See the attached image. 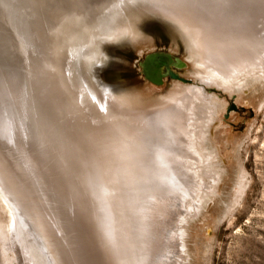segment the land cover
I'll use <instances>...</instances> for the list:
<instances>
[{
  "label": "bare ground",
  "instance_id": "6f19581e",
  "mask_svg": "<svg viewBox=\"0 0 264 264\" xmlns=\"http://www.w3.org/2000/svg\"><path fill=\"white\" fill-rule=\"evenodd\" d=\"M97 2L101 5V3H108L110 1L97 0ZM50 3L49 0L48 5L47 0H45V3L37 0H25L22 6L16 7L17 16L11 13L13 10L5 14L6 9L1 7V14L4 16V20L9 22L12 26L11 30L9 29L5 33H0V62L2 60H4L5 63L7 62L5 55H7L8 60L10 59L7 63V68L10 70V73L5 69L8 75L3 76L6 80L4 84H1L5 89L3 90L0 88V210L2 209L1 211L8 212V218L5 216L6 220L2 217V214H0V237L3 241L5 240L4 242L1 241L3 242L1 243V255L3 257H1L3 261H5V264L8 262V248H12L11 250L14 249L15 253H18V258L16 257V259L19 261V264H41V260L39 261L41 258H38L39 256L37 253L36 255L34 254L38 245H31V242H20L19 239L22 235L24 236L23 238H27L28 235L23 233V228L25 226L19 208L11 195L13 187L12 178L17 174V171H15L17 168L15 169L14 167L19 166L20 169H25L23 167L26 161L22 160V154L20 153L19 155L17 151V149L20 150L21 147L19 148L17 145L15 147L11 146L15 144H12V142L15 139L14 128L17 121L16 117H12V115H14L13 111L19 116L25 113L24 118L28 123L34 122L39 124L41 122L46 128V132L44 131L45 139H48L50 142H52L50 140L51 138H53V141L56 139L58 148L62 147L59 154L72 159L73 162L75 158L78 157V153H76L71 145L68 144L63 148L57 137V133L55 132L53 135L51 131L55 128V124L50 109L53 111V115H58L56 110L58 108L56 105L58 104H56L54 95L45 80L42 65H45L46 72L48 68L47 65L53 64V60L55 59L56 61V57L59 58L61 52L49 49L51 48L49 44L51 40H48L46 44L49 51L41 50L42 44L40 40L44 37L43 34H47L49 32L48 30L51 29L53 25L57 24V19L49 15ZM101 7L103 8V5H101ZM52 8L54 7L52 6ZM199 8H201L200 4L191 3L187 0H113L103 8L100 16L93 19L92 22L82 26L84 30L81 35L77 36L71 47H67L64 51L67 53L68 60L71 59L73 46L74 51H76V53L80 52L84 59L97 60L105 56V52L101 47V41L104 39L115 41L121 39L127 40V42H132L137 46L140 52L144 48L149 49L153 45V40L147 35L140 25V22L144 16H149L150 13H157L162 14L163 17L168 19L175 34L182 42L183 49L188 51L185 58L186 61H189L192 65L190 70L193 76L201 83L222 86V88L232 92L245 90L244 93H246L249 87L253 85L252 81L264 82V33L254 36L251 32L253 30H251L249 35L254 37H250L246 34H236L234 29L229 25L232 19L231 14L227 17L229 18L227 19V23L215 20V18H212L213 16L207 17L205 14L203 15L199 12L202 11ZM236 9L240 8L236 4H233V8L230 12ZM29 13L31 16L28 17ZM206 14L210 15L211 13ZM221 16H224L222 12ZM49 20L51 25L47 26ZM28 29L29 33H27ZM34 32H39L38 40L36 39L38 34L35 35V38L32 36ZM11 33H24L25 40L13 42ZM27 35H29L31 39L28 40ZM40 36L42 37L41 39ZM175 44L176 45L173 46L171 45L170 49L178 52L180 48L177 43ZM36 49L38 51H36ZM41 62H43L42 65ZM12 64H14V66L9 67V65ZM18 66L23 67V70L20 71L21 77L19 78H17L18 75L15 69H19ZM8 82L11 88L21 97L20 103L22 107L16 108L13 106L15 110L12 109L10 102H7L8 99L11 101H18L15 100L16 96L11 93V88L9 86L7 87L10 92L7 93L6 83ZM198 83L194 82L190 85L175 83L174 85L172 84L173 87L166 93L159 95L155 94L156 91L154 90L156 87L153 86H147L146 88L131 86L125 88L124 92H109L108 95L105 93V98L112 102L114 105L113 107H115V114H120V117L127 112L139 114L142 111L149 110L163 121L167 117V121L171 119L170 127L159 131V134H165V138L161 137L158 139V137H160L158 135L152 147L155 146V159L169 169V180L172 184L166 186L165 183L162 190H170L172 192L174 189L177 195L171 197L173 200L172 202H174L171 204L166 201L167 199H161V196L166 197L165 195L168 194H160L158 195L160 202L155 199L152 201L151 205L149 204L146 208L152 210L156 215L160 216L164 214L163 216H169L166 218L167 222L165 223L163 221V223H165L164 225L166 226L169 225L171 238L175 239L170 246L175 250L174 254L176 256L172 262L160 261V255L163 252V250H161L154 253V258L150 256V259H152V261L150 260V264H191L188 260L189 254H187L184 249V246H186V237L190 236L189 230H191V228L189 225L191 222L189 220L195 216L198 217L203 211V208L205 206L208 207V202L213 199V197H216L223 185L220 175V170L222 168L220 169L219 167L221 163L219 164L216 161V157L221 155L220 158L222 161H225L224 155L228 154V152L226 153L225 149V154H221L220 149H223V147L220 148V144L217 141L215 147H209L208 145V134L214 133L215 128L213 125L215 121H218L215 118L217 104L211 100V95L205 93V88L200 85L201 83ZM154 94L157 95V97H154ZM91 100L94 104L99 101L95 94L92 95ZM9 113L11 116H9ZM56 117L63 122L62 117ZM62 122H58L60 125L56 127L58 132L63 125ZM49 128H51L50 132H48ZM13 148H17L15 152L18 154L17 156H12L15 158V161L9 158ZM29 149L32 150L33 153L38 152L36 148ZM28 151L26 148L23 150L25 153H28ZM15 152L13 155H15ZM59 154H57L55 158H51V161H48L49 163L44 166L45 169L43 168L45 171L41 168L36 169L37 172H39L38 176H36V182L39 188L38 190L42 194H45V196H49L50 190L51 193L54 190H56V193H59V187H64V183L66 182V189L62 190L63 193L60 192L61 196L66 198L70 195L69 189L75 186L72 179L71 183L68 177L62 176L63 174L61 175V171L58 170L60 169V164L57 161L58 158H60ZM95 155L98 158L96 153ZM93 157L94 154L90 153V165L88 166L91 170L90 177H92L94 181L93 185L90 186L102 187V184L97 181L102 177L107 184L106 193H109L107 227L106 230L104 229L105 236H100L101 241L106 242V244H104L107 246L106 250L108 255L103 251V254L100 253L102 255L101 257H111L113 264H147L146 261H144L146 258L144 257L146 256L145 253L141 247L135 243L133 237L134 234H136L135 230L142 229V223H137V218L133 219L131 212H129V206H132L130 204L134 203L135 205L130 193L136 188L137 179H130L129 174L126 172H123L124 174L120 173L119 186L113 174L110 175L108 170L102 169V165L105 166L108 164L107 159H103V164L101 165L100 158L97 161V158L95 159ZM39 160L41 159L39 158ZM61 160L62 159H59V161ZM80 160L82 159L80 158ZM150 160L152 159L150 158ZM73 166L75 165L69 166L72 170V174L79 175V178L82 180V178L85 177V169L83 170V168L78 165L76 166L77 170L74 171ZM50 172H52V174H50ZM64 172L65 175L69 173L66 171ZM18 176L14 178L16 185L18 181L21 180L17 179L20 178ZM241 177H238V179ZM55 179H59L63 183H58ZM160 183H162V181H160ZM75 184H77V182ZM23 186H25L24 183ZM25 187L29 190L27 186ZM154 187L156 189L161 188L160 185H154ZM102 189L104 190L103 187ZM78 192L77 189L73 191L74 198L75 194ZM56 193H54V195ZM59 194L55 195L58 199ZM48 196L46 197L48 198ZM136 205V208L139 210L140 207H138V204ZM72 207L75 209L77 208V212H80L79 221H82L86 242L88 243L89 241L86 231H88L90 238L94 237L96 242H100L99 238L96 236L98 234L94 233V230L87 229V222H85L82 215L83 212L81 213L78 209V204L75 205L74 203ZM171 207H176V210L171 212L169 210ZM99 208H103V206ZM5 214H3V216ZM81 217H83V219ZM195 223L197 222H194V224ZM163 233L164 230H162V234ZM8 237H11V243ZM12 243H14V245L10 246L9 244ZM13 246L15 247L13 248ZM32 248H34V251ZM38 250L40 249H37V251ZM42 259L44 260V258Z\"/></svg>",
  "mask_w": 264,
  "mask_h": 264
},
{
  "label": "rangeland",
  "instance_id": "374dc122",
  "mask_svg": "<svg viewBox=\"0 0 264 264\" xmlns=\"http://www.w3.org/2000/svg\"><path fill=\"white\" fill-rule=\"evenodd\" d=\"M24 1L25 0H0V33H5L9 29H12L11 24L4 20L5 18L1 14V7L6 9L5 14L10 13V11L13 10L11 13L17 16L16 7L22 6ZM37 1L45 3V0ZM49 1L53 2L54 0ZM187 1L200 4L201 8L199 9L202 11L199 12L203 15L205 14L207 17L213 16L212 18H215V20L228 23L227 19L229 18L227 17L231 14L232 19L229 25L232 29H234L236 34H246L250 36L249 32L251 30H253L251 32L254 36L264 33V0ZM233 4L239 6L240 9L230 12L233 8ZM75 7L79 10L82 7H86V5L82 2V4H77ZM51 9L52 7L49 5V11ZM221 12L224 16H221ZM206 13H211L212 15H208ZM29 16H31L30 13L28 17ZM147 17L149 16H144L145 19ZM49 25H51L50 20L47 23V26ZM144 30L153 40L152 47L146 50V52L150 50L163 49L164 51H169L173 55L186 61L185 56L188 51H185L183 48L178 50V52L172 51L170 49L172 40L169 39L167 34L163 33L161 27L152 25ZM11 34L13 42L25 40L24 33ZM27 38L28 40L31 39L29 35H27ZM132 53L133 52L131 50L126 49L125 47L115 48L111 51L112 58L119 57L126 61L131 60L130 58ZM5 57L7 58V62L5 63L4 60L0 62V88L3 90L5 87L1 84H4L6 80L3 76L8 75L5 69L8 72L10 71L7 68V63L10 59L8 60L7 55H5ZM42 63L43 62H41V65ZM11 66H14V64L9 65V67ZM191 66L192 65L189 61H186V65L183 68H176L172 66L174 71L183 77L191 79L190 81L172 78L166 74L164 75L163 82L161 84L149 85L156 87L154 90L156 91L155 94L159 95L166 93L173 87L172 84L174 85L175 83L182 85H190L194 82L198 83L199 80L193 76L190 70ZM42 67H44L42 69L46 68L45 65H42ZM18 68L19 69L15 68L18 75L17 78L21 77L20 71L23 70L22 66H18ZM123 81L125 82L124 86L126 87H147L139 76L131 75L129 73L127 75H123ZM252 82L253 85L249 87L246 93H244L245 90L232 92L222 88V86L214 84L207 85L201 83L200 81L198 83H201L200 85L205 88V93L207 95H211V100L217 104L215 118L218 121H215L213 125L215 128L214 133L208 134V145L209 147H215V144L218 142L220 144V148L223 147L224 149H220L221 154L224 155L225 152H228V154H225V157L223 156L225 161H222L220 158L221 155L216 157V161L219 164L221 163L219 165L220 169L222 168L220 170L221 181H223L221 182L223 184L221 186V191L216 195V197H213V199L208 202V207L205 206L198 217L195 216L189 220L191 222L189 225L191 228V230H189L190 236L186 237V246H184V249L190 256H188V260L191 264H264V82ZM6 84V88L8 90L7 93L11 91V93L16 96L15 100H18L16 102L7 98V102H10L13 110H15L14 107H22V104L20 103L21 97L19 94L11 88L9 82ZM7 86L11 88L10 91ZM157 95L154 97H157ZM13 114L14 115H12V117L17 118L15 124L19 126L15 125V139L12 142V144H15L11 146L15 147L17 145V147L19 146V148H21L20 150L17 148H13L14 150L10 149L12 154L9 158L12 161H15V158L13 157L18 155L15 152L17 149L19 155L20 153L22 154V160L26 161V164L23 167L25 169L21 168V170L19 166L14 167L15 169L17 168L15 170L17 171V174L15 176L19 175L18 177L20 178L17 179H21L20 181L17 180V185L14 182L15 176L12 178L13 187L11 195L19 208V212L25 226L23 228V233L28 235L27 238H23L24 236L22 235L19 238L20 242H31V245H38V248H36L35 251L34 248L32 249L35 252L34 254L36 255L37 253L39 256L38 258H41L39 259V261L41 260V264H44L45 262V264H99L97 258L102 256V248L100 247L99 242H96L94 237L90 238L88 231L86 232L89 241L87 240L88 243L86 242L85 231L82 227L83 224L82 221H79V212H77V208L75 209L72 207V204H78V209L81 213L83 212L82 215L84 219L86 212L83 209L89 208L92 210L93 215L99 224L100 236H105L108 217L107 212L109 210V193H106V181L102 177L97 180L102 184L104 190L100 186L91 187L93 184L91 186L85 185V192H78L76 194L77 199L71 195L66 198L61 196L60 192L66 189L67 186L65 182L64 187H59L58 189L60 194L56 193V190H54L55 192L52 191V194L50 190L49 196L46 195L48 196L47 198L45 194H42L38 190L39 188L37 186L36 176H38L39 172H37L36 169H43L44 166L49 163L48 161H51V158H55V156L59 154L57 143L55 140L53 141V138L50 139L52 142L45 139L44 131L46 132V128L41 124V122L39 124L34 122L28 123L24 118L25 113L20 114L19 116L13 111ZM9 116H11L10 113ZM48 132H50V128ZM24 148H26L27 151L30 150L29 148H36L38 152L33 153V151L30 150L28 153H25L23 152ZM14 152L15 155H13ZM150 155L153 159L151 161L153 167L162 169L163 172L160 169L159 172L160 174L162 172L161 176H163L164 169L161 168L162 165L155 159V155L153 153H150ZM39 158L41 160H39ZM58 170L61 171V175L63 174L62 176L68 177L70 182L72 179V181H74V185L76 182L79 183L77 175H73L72 170L68 171L69 173L67 175H65L62 165H60V169ZM166 171L169 173L168 169H166ZM50 174H52V172H50ZM238 177H241L239 179L242 183L239 181ZM55 180H57L56 182L58 183H63L59 179ZM23 183L27 186V188H29V190L23 186ZM87 191L93 194L96 193L98 197H94L93 200H91V198L86 199ZM54 193L59 194V199L56 198V194L54 195ZM93 194H91L92 197ZM130 196L135 202V205L134 203L130 204L132 206H129V212H131L133 219L137 218V223H142V229L135 230L136 234L133 236L135 243L140 245V247L147 246L146 238L147 235L149 236V228L147 226H149L148 220L150 219L147 214L148 208H146L148 206L147 198L142 196L140 187L134 188L131 191ZM79 204H84L85 208H82ZM136 204H138V207L141 209L138 210L136 208ZM100 206H103V208H99ZM1 210L0 212L2 213L0 214H2V217L5 218L6 216V218H8V212ZM3 214L5 215L3 216ZM194 222H197L195 223L197 225H195ZM87 227V229H91L89 224H87ZM99 228L97 227L98 230ZM162 237L163 240H165V243H168L169 246L171 245L169 240H175L171 238V230L169 226L165 227ZM8 238L9 240L11 239V237ZM1 241L3 240L0 237V264H5V261H3L2 258L3 256L1 255V243L5 240L3 242ZM9 242L11 243V240ZM104 243L106 244V242L103 241L102 245H105ZM9 245L12 246L14 243ZM15 246H13V248ZM169 246L163 253H170L166 255H163L162 253L161 256L162 258L172 262L176 255L174 254L175 250ZM105 248H107L106 245ZM11 249L12 248H8L7 264H19V261L16 259V257L18 258V253H15L14 249ZM37 249H40L42 252L40 250L37 251ZM143 252L145 253L144 249ZM96 254L98 257L95 258ZM42 258H44V260Z\"/></svg>",
  "mask_w": 264,
  "mask_h": 264
},
{
  "label": "water",
  "instance_id": "95a60500",
  "mask_svg": "<svg viewBox=\"0 0 264 264\" xmlns=\"http://www.w3.org/2000/svg\"><path fill=\"white\" fill-rule=\"evenodd\" d=\"M109 1L108 3H101L103 8L113 0ZM82 2L85 3L86 7L78 10L75 6L77 4L80 5V3L82 4ZM101 5L97 0H54L50 3V7L53 6L54 8L50 10L49 15L56 18V23L58 24L53 25L47 34H43V38L40 36V39L42 38L40 40L42 51H49L50 49L61 52L60 57H56L57 62L55 59L53 60L55 64L52 62L53 64L47 65L46 72V68L43 69L45 80L54 95L56 104H58L56 105L58 106V108L56 107L58 115H53V111L50 109L55 124V128L52 130L50 128V130L53 135L55 132L57 133V137L63 148L69 144L78 153V157H76L77 159L75 158L74 162L72 159L66 158L61 154H59L60 158L57 161L63 166L66 172L71 170L69 166L73 164L75 165L73 166L75 171L78 165L83 170L85 169V177L81 180L79 175H77L79 183L75 184L74 188L69 189L72 197H74L73 191L75 189L81 193V191H84L85 185L93 184L94 181L90 177L91 170L88 165H90V153L94 154L93 158L95 159L97 158L96 153L98 155L97 161L100 158L101 165L103 164L102 160L107 159L108 164L105 166L102 165V169L108 170L110 175L113 174L119 186L120 173L124 174L123 172H126L129 174L130 179H137L136 187H140V192L143 197L147 198L148 205H151L155 199L160 202V198H158L160 194H168L165 195L167 198L161 196V199H167L166 201L172 204L174 202H172L171 197L177 195L176 190L174 192L173 189V193L170 190H162L165 183L166 186L171 184L169 173L166 171L168 168L160 163L162 165L161 168L164 169L163 176H161L163 170L158 167H153L151 162L153 159L150 155V153L155 155V146L152 147V145L158 135L160 136L158 139L161 137L165 138V134H159V131L169 128L171 119L167 121V117L163 121L149 110L142 111L139 114L127 112L120 117V114H115V107H113L112 102L105 98V93L108 95L109 92H124V89L127 87L124 86L123 75H127L128 73L139 76L146 86L161 84L166 74L172 78L190 81L191 79L179 75V73L172 69V66L183 68L186 65V61L163 49L146 52L148 49L144 48L140 52L138 47L132 42H127V40L122 39L117 41L102 40L101 47L106 57L104 56L97 60L84 59L80 52L76 53L74 51L73 46L71 59L68 60L67 53L64 50L67 47H71L76 37L81 35L84 30L82 28L84 24L92 22L93 19L101 15L103 11ZM147 18L145 19L143 17L140 22L143 29L152 25L159 26L162 28L163 33L167 34L169 39L172 40V46L177 43L180 48L179 50L183 48L182 42L175 34L167 18L157 13H150ZM27 33H29V29ZM35 35H37L36 39L38 40L39 32H34L32 36L35 38ZM48 40H51L49 41L51 47L49 49L46 45ZM119 47H125L133 52L130 58L131 60L126 61L119 57L112 58L111 51ZM37 49L36 51H38ZM93 94L99 100L96 104L91 100ZM56 116L62 117L63 122ZM58 122L63 123L59 132L56 130L57 125H59ZM61 148H58V150L61 151ZM59 159L62 160L59 161ZM63 159L65 160L63 161ZM159 169L162 171L161 174ZM154 185H160L161 188L156 189ZM87 192L86 199L91 198L93 200L94 197H98L96 193ZM91 194H93V197ZM76 196L75 194V198L77 199ZM81 199L83 200L82 197ZM79 206L85 208L84 204H79ZM175 208L171 207L169 210L173 212L176 210ZM83 210L86 212L85 220L87 224H89L91 230H94V233L98 234L96 236L100 240L99 245L102 248L100 249L108 255L105 245H101L99 224L92 210L89 208ZM147 214L150 217L148 220L149 226H147L149 228V236L147 235L146 238L147 246H142L141 249L145 250L146 256L144 257L147 259L145 258L144 261L150 264L152 261L150 258H154V253L161 250L164 252L169 246L162 237V230L169 225H164L167 222L166 218L168 215L163 216V214L159 216L150 209L147 210ZM81 218L83 219V217ZM169 243H173V240H169ZM96 257H98L97 254L95 255ZM160 258V261L171 262L162 258V256ZM97 259L99 264H113V260L109 256L98 257Z\"/></svg>",
  "mask_w": 264,
  "mask_h": 264
}]
</instances>
